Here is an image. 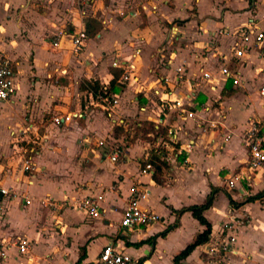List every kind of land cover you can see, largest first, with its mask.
<instances>
[{"label": "crops", "instance_id": "0c3cea01", "mask_svg": "<svg viewBox=\"0 0 264 264\" xmlns=\"http://www.w3.org/2000/svg\"><path fill=\"white\" fill-rule=\"evenodd\" d=\"M74 1L0 0V63H12L18 89L0 101V188L33 199L28 206L0 194V234L30 247L26 254L6 248L0 264H93L108 245L133 264H173L205 230L191 213L177 218L173 211L203 204L212 187L220 192L204 213L211 241L182 264H217L208 251L222 232L237 238L238 251L224 264H264V200L247 202L264 193V169L249 171L242 138L253 122L264 123V40L251 34L245 55L233 52L251 21H260L264 0H161L157 11L143 10L144 0ZM92 21L98 30L74 54L70 35L87 33ZM59 31L65 35L54 48ZM117 59L136 64V82L121 81ZM225 64L238 84L219 73ZM178 69L187 81H177ZM202 69L214 79H202ZM85 81L110 87L117 108L109 112L81 90ZM160 99L180 101L186 112L169 111ZM57 116L72 119L55 124ZM146 124L156 132L144 134ZM112 147L121 150L117 161ZM153 149L165 151L158 152L162 183L156 168L141 165ZM26 157L34 172L24 170ZM89 197L100 202L97 218L70 206ZM133 197L161 220L122 227Z\"/></svg>", "mask_w": 264, "mask_h": 264}, {"label": "built area", "instance_id": "2783aa9c", "mask_svg": "<svg viewBox=\"0 0 264 264\" xmlns=\"http://www.w3.org/2000/svg\"><path fill=\"white\" fill-rule=\"evenodd\" d=\"M144 0L141 3V7L143 10H151L157 11L159 7V3L161 0H149L151 3L149 5L145 4ZM91 4V0H75V7H83ZM260 22L264 23V14L262 15L259 22L251 21V25L249 31L247 33H243L238 38V41L234 43L233 52L234 58L241 59L247 50L248 43L250 41L251 34H255L256 42L261 43L264 40V31L259 27ZM65 35L64 32L59 31L55 35V41L53 43V47L56 48L60 45L61 38ZM88 42V35L85 31H82L78 34L70 35V43L73 46L74 54H80L86 46ZM140 51L137 52L139 54ZM136 57V55H135ZM204 57V55H203ZM221 62V60H219ZM113 67L116 69L122 70L121 81L124 82H136V64L128 61H120L117 59L113 63ZM202 76L201 78L205 81H212L214 79V75L210 71L201 70ZM219 73L223 75L226 79H233L235 84H238L239 79L236 74H233L228 66L222 65L219 69ZM188 79L185 78V74L183 69H178L177 81L179 83H183ZM191 84L196 85L193 80H190ZM260 94L264 97V84L259 88ZM18 89L16 88V71L13 68V65L9 61H4L0 63V101H10L15 95H17ZM120 98L118 96H114L110 92V87L106 89L100 90L97 95V103L101 104L105 107L106 110L112 112L119 105ZM161 106L167 108L169 111L172 110H180V112H186L184 108V104L180 101L169 100V99H160ZM189 116H193V114H189ZM72 119V116L66 117H55L54 123L60 124L64 122H69ZM232 137L231 134L227 135V140H230ZM242 138L244 141V146L248 151V162L247 168L251 173H256L261 169H264V123L262 122H253L248 128L243 131ZM101 145L104 144V141H101ZM113 152L111 157L112 161H117L119 159V155L121 154V150L119 148L110 149ZM24 170L29 172H34L36 170L35 162L32 158L26 157L24 159ZM155 167L153 165H147V167L143 170L144 172H153ZM248 179L250 176L247 175ZM238 179V178H237ZM231 187H234V182L230 183ZM0 194L8 199H15L18 197H23L25 199L26 205L30 206L33 203V199L27 196L21 195L14 188H0ZM145 198V196H142ZM45 203L50 207H56V204L48 198ZM72 208L77 211H83L86 214L92 217H99L101 211V205L97 198L89 197L84 198L79 201H75L70 204ZM0 210L4 209L0 207ZM161 220L160 215L143 209L139 206V197H133L128 204V207L124 211L123 217L121 219V226L125 228H132L136 226H150L155 223H158ZM234 225L229 223L225 225V230L231 231L234 229ZM237 238L233 235H225V232L219 235L218 239L214 241V244L210 246L208 255L211 258V261H217V264H224L225 258L227 255H235L238 253L236 249ZM8 247H16L19 249L21 254H26L29 252V243L24 240L20 236H14L11 238H4L0 234V257L6 256V248ZM93 264H133V259L130 255L122 252L119 248L108 245L106 246L97 262Z\"/></svg>", "mask_w": 264, "mask_h": 264}, {"label": "trees", "instance_id": "16d2710c", "mask_svg": "<svg viewBox=\"0 0 264 264\" xmlns=\"http://www.w3.org/2000/svg\"><path fill=\"white\" fill-rule=\"evenodd\" d=\"M95 26H97V21H92L88 29V32H87L88 37H92L95 35L96 31L98 30L97 28H95ZM117 77H119V74L117 75ZM81 90L93 93V96H94L93 100L97 101V95L100 92L101 87L98 82L85 81L81 85ZM141 130L143 131L144 134H150V133L156 132L155 129L151 125H148V124L144 125ZM165 136H166V133H165ZM165 140L167 141L166 138ZM158 152L165 153V151H161V150L157 151L153 149L152 151L149 152L147 158L142 161L141 165L143 168L147 167V165H153L156 168L154 179L158 183H162V178H160L162 176L161 168H162V165L165 164V162L161 160V157L160 155H158ZM219 192H220V189L216 187H212L211 193L208 195L206 201L203 204L184 207L181 210L173 211L176 214L177 218H180L183 214L189 212L193 215V217L196 220L200 222L201 225L205 226V230L202 233L198 234L195 240L191 244H189L184 250H182L180 253H178L175 256L173 264H182V262L186 260L196 248L203 246V245H207L211 241L212 225L207 220L204 213L213 207L214 202ZM259 200H264V193H259L253 197H249L247 199V202L251 203V202H256ZM230 205L231 206L235 205V202L232 198H230Z\"/></svg>", "mask_w": 264, "mask_h": 264}, {"label": "rangeland", "instance_id": "374dc122", "mask_svg": "<svg viewBox=\"0 0 264 264\" xmlns=\"http://www.w3.org/2000/svg\"><path fill=\"white\" fill-rule=\"evenodd\" d=\"M219 206H222V202H219Z\"/></svg>", "mask_w": 264, "mask_h": 264}]
</instances>
